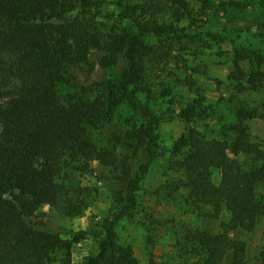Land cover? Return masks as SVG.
Returning <instances> with one entry per match:
<instances>
[{"label": "trees", "instance_id": "16d2710c", "mask_svg": "<svg viewBox=\"0 0 264 264\" xmlns=\"http://www.w3.org/2000/svg\"><path fill=\"white\" fill-rule=\"evenodd\" d=\"M190 3L144 0L131 5L118 0L120 17L131 22L121 26L118 40L127 66L121 72L109 71L104 90L92 101L75 102L58 92L60 83H68L71 71L88 62L94 49L113 43L87 17L95 1L0 0V264H55L60 252L63 263H71L73 244L84 236L63 239L34 216L33 208L46 205L67 216L83 213L89 193L75 174L89 169L94 160L120 172L121 191L117 209L103 226L99 251L85 264H138L132 246L119 240L117 227L136 209L138 192L160 153L163 118L156 106L137 97L132 85L142 73L145 37L163 38L184 29L196 36L202 33L200 26L179 27L184 19L194 21ZM227 5L241 7L242 2ZM169 13L178 26L163 22ZM172 49L149 54L162 63ZM233 66L230 78L241 91L264 93V53L236 48ZM123 106L143 124L128 139L137 142L134 155L120 159L90 140L86 124L111 125ZM262 109L264 114V99ZM255 117V112L244 116ZM247 137L245 129L234 142L184 132L173 143L182 177L172 190L186 189L190 205L207 208L213 218L229 214L218 233L187 231L189 252L201 264H250L246 240L231 236L237 229L253 231L264 216L256 193L264 183V148ZM248 155L254 156V164L243 160Z\"/></svg>", "mask_w": 264, "mask_h": 264}, {"label": "rangeland", "instance_id": "374dc122", "mask_svg": "<svg viewBox=\"0 0 264 264\" xmlns=\"http://www.w3.org/2000/svg\"><path fill=\"white\" fill-rule=\"evenodd\" d=\"M94 1L87 17L93 20L100 35L113 43L94 49L88 62L71 71L69 82L60 83L58 92L75 102L92 101L104 90L108 72H121L127 66L118 40L121 26L131 22L120 17L118 0ZM143 1L125 0L131 5ZM229 1L232 0H190L194 21L184 19L180 25L171 13L163 16V22L180 28L200 26L202 33L197 36L184 29L163 38L155 35L143 40L142 73L132 91L140 100L156 106L163 118L159 127L161 149L138 192L136 209L117 227L119 240L132 246L138 264H201L199 257L189 252L187 231L218 233L221 221L229 218L227 212L216 219L207 215V208L192 207L186 189L172 190L174 181L182 177L176 164L180 157L174 156L173 143L184 132H201L234 142L245 129L247 139L264 148V93L241 91L230 78L236 48L244 46L264 53V0H238L241 7L227 5ZM169 46L173 49L162 63L152 60L150 52L159 55ZM242 65L249 68L248 61ZM249 112L258 117L244 118ZM142 124L139 115L123 106L111 125L94 122L86 124V131L92 142L110 150L115 157L132 158L137 142L128 139ZM243 160L249 164L255 161L253 155ZM75 175L76 182L89 193V206L83 213L60 215L49 206L36 205L33 214L65 240L83 235L73 244L70 264H85L88 256L98 253L99 242L105 236V221L119 204L120 172L94 160L89 169H77ZM256 193L264 206V183L258 184ZM231 236L246 240L250 264H264V216L253 231L237 229ZM62 257L60 252L55 264H65ZM231 259L229 254L226 262Z\"/></svg>", "mask_w": 264, "mask_h": 264}]
</instances>
